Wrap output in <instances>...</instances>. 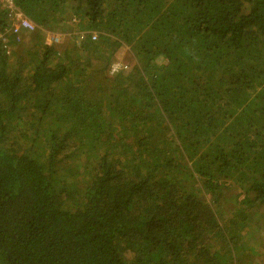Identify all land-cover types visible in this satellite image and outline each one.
Here are the masks:
<instances>
[{
	"label": "trees",
	"instance_id": "trees-1",
	"mask_svg": "<svg viewBox=\"0 0 264 264\" xmlns=\"http://www.w3.org/2000/svg\"><path fill=\"white\" fill-rule=\"evenodd\" d=\"M11 2L0 264H249L264 236V0ZM15 10L35 24L18 39ZM121 48L134 63L110 74Z\"/></svg>",
	"mask_w": 264,
	"mask_h": 264
},
{
	"label": "rangeland",
	"instance_id": "rangeland-1",
	"mask_svg": "<svg viewBox=\"0 0 264 264\" xmlns=\"http://www.w3.org/2000/svg\"><path fill=\"white\" fill-rule=\"evenodd\" d=\"M73 19V18H72ZM74 20V19H73ZM67 22L69 23L70 22V20H67ZM70 25V27H69V29H71V28H74V25L73 24H69ZM58 35V34H57ZM60 36H61V39L59 40V42H60V45H61V43H62V45H63V43L64 42H68V40H72V37H71V35H69V34H67L66 35V37L64 36V35H61L60 34ZM64 37H65V39H64ZM46 40V37L44 38V41ZM75 41H76V38L74 39V43H75ZM61 48H62V46H61ZM127 48H121V49H118L114 54H113V59L114 60H111L110 61V63L108 64V66H107V71L108 72H110L111 73V66H113V64L114 63H116V64H119L118 62H120V61H122L123 63H125V64H127L128 65V67H130V66H132V63H134V60L133 59H131L130 57H128V55H127ZM95 61V60H94ZM263 230H264V228H263ZM264 232V231H263ZM260 233H262V230H261V232ZM251 234V233H250ZM256 238H257V240H256ZM260 237H255V238H253L252 236H251V239H250V248H252L253 249V251L256 253V254H258L259 256H257L256 254L252 257V255L250 254V253H247V251L246 250H244L243 251V258H241V260L242 259H245V260H250L251 262L249 263V264H264V236H263V239L261 240V242H259L260 241ZM255 246V247H254ZM254 247V248H253ZM257 251V252H256ZM241 257V256H240ZM240 260V261H241ZM248 260V261H249Z\"/></svg>",
	"mask_w": 264,
	"mask_h": 264
},
{
	"label": "built area",
	"instance_id": "built-area-1",
	"mask_svg": "<svg viewBox=\"0 0 264 264\" xmlns=\"http://www.w3.org/2000/svg\"><path fill=\"white\" fill-rule=\"evenodd\" d=\"M8 2L9 5H11V0H5ZM35 29V24L29 19L27 18L22 12L18 11V10H15L14 13H13V19L11 21V24L8 28V31L9 33H11L12 35L15 36L16 39H18L20 37V34L23 32V31H33ZM5 35V33H4ZM0 37H2L0 35ZM59 38L60 36L57 35L56 33H50L47 37H46V40L45 42L47 44L49 43H54V42H57L59 41ZM92 38L94 39V36H92ZM2 39H5V37H2ZM119 64H116L114 63L113 66H111V73L110 74H113L115 73L119 66H120V62H118Z\"/></svg>",
	"mask_w": 264,
	"mask_h": 264
}]
</instances>
